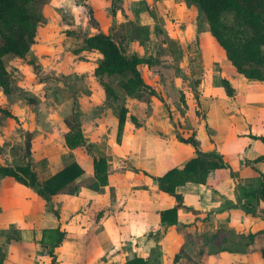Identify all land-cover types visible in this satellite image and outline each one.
Listing matches in <instances>:
<instances>
[{
    "label": "crops",
    "instance_id": "0c3cea01",
    "mask_svg": "<svg viewBox=\"0 0 264 264\" xmlns=\"http://www.w3.org/2000/svg\"><path fill=\"white\" fill-rule=\"evenodd\" d=\"M85 3L49 0L36 44L27 56L33 59L25 67L24 60L16 59V65L49 70L56 61L64 74L78 75L90 68L88 56H93L98 61L95 72L102 59L99 53L83 51L88 57L83 62L67 45L84 46L77 32L88 37L102 32L123 43L129 57L152 56L150 64L139 70L167 106L148 92L142 98L128 96L119 79L110 84L112 77L102 81L93 73L86 77L87 93L69 113L79 114L85 147L70 150L63 137L59 144L42 143L40 156L33 155L40 163L35 171L40 183L73 163L85 174L51 202L13 178L0 179L2 264H51L42 240L45 232L55 229L66 233L55 250L56 264H125L135 257L149 258L154 246L141 240L151 231L161 234L162 264H174L182 249L191 260L183 258L179 264H264V235L258 234L264 231V201L259 198L264 161L255 163L264 157V80H249L237 72L204 14L186 0ZM62 13L72 16L63 24L65 31L73 32L69 37L59 35L60 28L57 32L56 18ZM135 31L148 38L133 36ZM153 46L155 55L148 53ZM223 80L234 88L233 97L227 96ZM22 82L13 86L22 90ZM103 84L115 91L118 100H108ZM13 96L14 91L5 97ZM123 107L128 114L118 143V114ZM178 134L194 137L197 149L181 143ZM100 157L108 161L106 186L95 178L94 160ZM195 158L209 172L207 184L189 183L177 189L192 211H180V224L163 234L160 213L176 203L160 191L158 179ZM223 231L231 240L219 246L225 235L213 237ZM251 234H258L253 242L246 238ZM215 247L220 251L208 255Z\"/></svg>",
    "mask_w": 264,
    "mask_h": 264
},
{
    "label": "trees",
    "instance_id": "16d2710c",
    "mask_svg": "<svg viewBox=\"0 0 264 264\" xmlns=\"http://www.w3.org/2000/svg\"><path fill=\"white\" fill-rule=\"evenodd\" d=\"M188 4L196 6L206 17L210 31L217 43L224 49L227 59L236 68L237 72L249 80H264V0H186ZM43 22V12L39 11L37 0H0V89L5 96L13 94L12 75L8 70L7 59L16 58L25 60L36 44L38 29ZM84 46L83 51L97 52L102 56L95 76L101 81L105 77L121 78L120 87L130 97L142 98L143 92H148L167 106L165 100L150 86L146 85L139 67L150 64L148 59L137 55L127 56L115 39L102 32L93 36H79ZM107 98L118 100L115 91L107 84H103ZM222 86L228 97L235 95V90L229 81L223 80ZM0 114L12 117V114L0 106ZM128 110L123 107L118 114L119 130L117 141L121 143ZM134 123L137 121L133 118ZM68 131L64 135L68 149L76 150L85 147L83 127L77 112H72L64 121ZM179 141L192 145L197 149L194 137L184 138L177 135ZM31 138L28 133L26 141V157H31ZM198 154L201 153L198 151ZM209 156V155H206ZM264 157L255 163L263 162ZM95 178L106 186L108 179V161L106 157L94 160ZM85 174L76 163L67 166L50 179L39 182L37 173L33 171L31 163L25 166L11 168L0 166V179L13 178L18 183L35 190L44 200L51 202L52 198L74 183ZM209 172L201 168L199 159H192L183 169H171L158 179L160 191L172 198L176 205L162 211L161 220L165 228L178 226L179 212L192 211L186 206L177 189L189 183L206 185ZM259 189V198L264 201V176ZM224 234L225 238L220 245L230 242L231 237L226 232H219L213 237ZM258 234H263L261 231ZM248 235L246 238L253 242L257 235ZM160 232L151 231L141 240V243H151L153 247L149 258L135 257L125 264H162V252L159 245ZM66 238V233L60 229L49 230L44 233L42 244L50 252L51 264H56L55 250L59 248ZM155 240V243L154 241ZM136 244H139L137 242ZM217 246V245H216ZM222 247V246H221ZM220 248H214L217 253ZM1 264L4 261L2 247H0ZM264 259V249L262 250ZM183 258L191 260L184 249L175 257L174 264H179Z\"/></svg>",
    "mask_w": 264,
    "mask_h": 264
},
{
    "label": "rangeland",
    "instance_id": "374dc122",
    "mask_svg": "<svg viewBox=\"0 0 264 264\" xmlns=\"http://www.w3.org/2000/svg\"><path fill=\"white\" fill-rule=\"evenodd\" d=\"M48 1L49 0H37L39 11L43 12L44 6ZM85 1L86 0H81V3L84 4ZM84 8L88 16L93 19L89 5L85 3ZM61 17L56 18L57 32H59L58 28H60L62 30L59 35L66 34L69 37L73 32L69 30L65 31L63 29V24L71 21L68 19L72 18V16L70 14L62 13ZM134 34L133 36H140L141 39L148 38V35H140L137 31H135ZM75 36L79 38V36H85V34L77 32ZM119 44L123 49V43ZM67 47L70 53L73 52L78 55L83 62H87L88 57L92 58L88 60V62L92 63L90 68L80 70L78 75H69L66 73L64 74V69H59L56 61H54L53 65L48 68L49 70L42 69L41 66H35V68L23 70L25 67L24 64L27 63L28 65L29 59H33L31 56H29V59L26 58L24 62L22 61V66L24 65V67H18L16 65L18 63L16 58L7 59L8 70L12 75L14 96L7 98L3 96L2 92H0V106L12 114V117H6L5 115L0 114L1 167L17 168L25 166L32 161L31 166L35 172L39 169L40 163L35 160L38 158H34L33 155H36L37 157L40 156L41 144L46 142L59 144L64 137L66 133V125L64 121L71 115L69 113L72 108H76L75 106L79 105V97L82 96V94L87 93L85 87H88L90 81L88 80L87 83L86 77L89 79L91 75L93 76V74H95L93 70L94 64L98 63L96 57H87V55L82 54L81 45L77 46L75 44L74 48H71L69 45H67ZM148 53L155 55L157 53L155 46L151 47ZM143 59H148L151 62V59L153 58L152 56H149L148 58L144 57ZM82 73L83 75H81ZM113 78L121 80V78L112 77L108 80L110 84L115 81ZM20 81H23L21 83V86L23 87L22 90L13 86L14 83ZM14 88L17 89L16 92ZM79 91L83 92L78 93ZM108 100H112V102L115 101H113L112 98ZM28 133L32 135L30 159H27L26 157V141ZM50 154L53 153L50 152ZM48 155L49 154H47V156ZM49 156L52 157L51 155ZM33 159L35 161H33ZM13 234H11V237L14 236Z\"/></svg>",
    "mask_w": 264,
    "mask_h": 264
}]
</instances>
